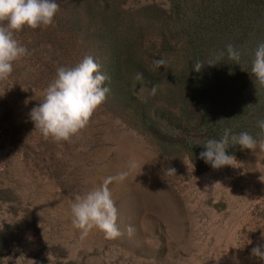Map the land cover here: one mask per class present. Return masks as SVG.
I'll list each match as a JSON object with an SVG mask.
<instances>
[{
	"label": "rangeland",
	"instance_id": "obj_1",
	"mask_svg": "<svg viewBox=\"0 0 264 264\" xmlns=\"http://www.w3.org/2000/svg\"><path fill=\"white\" fill-rule=\"evenodd\" d=\"M146 6L170 20L165 0H125L123 8ZM175 24L167 26L168 39ZM17 39L29 55L0 81V227L18 230L0 264H264L251 255L264 245L260 142L232 166L195 173L185 159L160 163L148 142L98 108L89 126L61 147L35 130L29 116L56 74L30 50L24 32ZM190 102L193 130L199 117ZM159 129L167 139L184 140L179 131ZM122 172L127 178L109 186L122 235L108 240L93 229L81 239L72 224L76 195Z\"/></svg>",
	"mask_w": 264,
	"mask_h": 264
},
{
	"label": "trees",
	"instance_id": "obj_2",
	"mask_svg": "<svg viewBox=\"0 0 264 264\" xmlns=\"http://www.w3.org/2000/svg\"><path fill=\"white\" fill-rule=\"evenodd\" d=\"M165 1L170 20L150 6L125 9V0H57L52 26L22 32L55 74L57 67H74L91 56L110 89L99 108L148 142L160 163L185 159L201 173L209 166L200 159L203 144L219 140L224 129L264 140L258 127L264 86L251 74L257 46L264 42V0ZM172 21L178 31L168 39ZM138 88L144 89L141 95ZM189 99L199 117L193 130ZM159 126L179 131L184 140L165 138ZM247 150L236 145L227 152L240 157ZM17 230L0 227V262Z\"/></svg>",
	"mask_w": 264,
	"mask_h": 264
},
{
	"label": "clouds",
	"instance_id": "obj_3",
	"mask_svg": "<svg viewBox=\"0 0 264 264\" xmlns=\"http://www.w3.org/2000/svg\"><path fill=\"white\" fill-rule=\"evenodd\" d=\"M58 11L57 0H0V81L7 80L14 71V64L29 55L28 49L17 39V33L25 27L35 30L52 26ZM230 56L239 60V53L235 50L230 49ZM251 74L260 86H264V42L257 46ZM107 79L91 56L74 67H57L56 76L45 89L42 102L29 113L35 130L61 147L64 142L70 143L89 126L92 116L105 102L110 91L104 86ZM258 127L264 132V119L258 121ZM236 145L254 151L257 141L246 131L237 135L226 128L219 140L208 139L203 144L205 150L200 153V159L213 169L232 166L236 159L227 150ZM260 146L264 147V140L260 141ZM137 166L134 162L131 164L133 169ZM167 173L175 174V169L168 168ZM127 175L122 172L108 176L86 194L76 195L71 204L72 224L80 230L81 239L87 238L93 229L101 231L108 240L122 235L109 186L123 182ZM127 232L132 235L134 228L128 226ZM251 255L264 260V245L252 248Z\"/></svg>",
	"mask_w": 264,
	"mask_h": 264
},
{
	"label": "water",
	"instance_id": "obj_4",
	"mask_svg": "<svg viewBox=\"0 0 264 264\" xmlns=\"http://www.w3.org/2000/svg\"><path fill=\"white\" fill-rule=\"evenodd\" d=\"M197 122H198V118H197ZM197 124V123H196Z\"/></svg>",
	"mask_w": 264,
	"mask_h": 264
}]
</instances>
